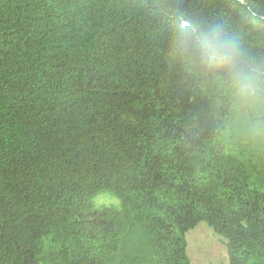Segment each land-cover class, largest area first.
<instances>
[{
  "label": "trees",
  "instance_id": "1",
  "mask_svg": "<svg viewBox=\"0 0 264 264\" xmlns=\"http://www.w3.org/2000/svg\"><path fill=\"white\" fill-rule=\"evenodd\" d=\"M246 3L0 0V264H192L201 224L264 264V141L170 55L180 12L264 59Z\"/></svg>",
  "mask_w": 264,
  "mask_h": 264
},
{
  "label": "clouds",
  "instance_id": "2",
  "mask_svg": "<svg viewBox=\"0 0 264 264\" xmlns=\"http://www.w3.org/2000/svg\"><path fill=\"white\" fill-rule=\"evenodd\" d=\"M242 12L253 24L264 20L250 3ZM174 18L170 55L226 108L224 130L235 127L264 141V59L245 46L241 32L224 23H203L180 12Z\"/></svg>",
  "mask_w": 264,
  "mask_h": 264
},
{
  "label": "rangeland",
  "instance_id": "3",
  "mask_svg": "<svg viewBox=\"0 0 264 264\" xmlns=\"http://www.w3.org/2000/svg\"><path fill=\"white\" fill-rule=\"evenodd\" d=\"M100 199V202H105ZM188 253L192 264H229L227 242L206 224H201L187 235Z\"/></svg>",
  "mask_w": 264,
  "mask_h": 264
}]
</instances>
